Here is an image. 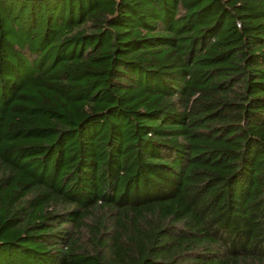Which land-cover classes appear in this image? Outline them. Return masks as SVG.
I'll return each instance as SVG.
<instances>
[{
	"label": "trees",
	"instance_id": "1",
	"mask_svg": "<svg viewBox=\"0 0 264 264\" xmlns=\"http://www.w3.org/2000/svg\"><path fill=\"white\" fill-rule=\"evenodd\" d=\"M0 264H264V0H0Z\"/></svg>",
	"mask_w": 264,
	"mask_h": 264
}]
</instances>
